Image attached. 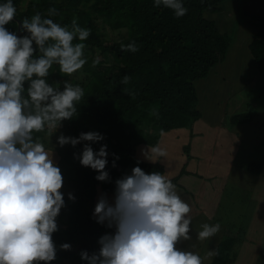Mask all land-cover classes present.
<instances>
[{
    "label": "trees",
    "instance_id": "obj_1",
    "mask_svg": "<svg viewBox=\"0 0 264 264\" xmlns=\"http://www.w3.org/2000/svg\"><path fill=\"white\" fill-rule=\"evenodd\" d=\"M6 2L0 0V3ZM182 2L187 13L177 18L163 5L156 7L154 0H12L16 8L15 17L20 21L39 12L62 26H70L72 19L76 18L79 26L91 30L89 38L83 41L87 60L84 67L68 76L60 72L58 65H53L48 77L50 84L61 89L65 81L84 89V97L76 105L78 115L63 121L57 131L55 128L47 129L35 136L45 140L52 132H60L67 137H79L87 132L100 133L104 139L90 146L94 152H98L102 145L107 146L105 170L110 180L98 181L97 172L81 166L74 158L82 152L83 143L75 148L67 145L55 149L60 158L58 166L75 200H69L68 194H64L65 209L60 219L64 224L53 235L57 258L51 264H87L81 259V252L87 251L90 255L98 252L100 237L114 232V229L98 224L93 217L99 189L114 195L115 181L130 175L137 166L145 173L156 171L164 174L165 167L161 163L136 158L138 147L159 146L164 133L192 129L200 120L202 113L196 82L208 78L216 66L226 61L233 41L229 33H223L215 22L205 17L206 13L223 12V0ZM252 2L255 5L237 2L238 20L255 33L248 50L252 65L257 68L258 78L263 83L264 1ZM50 8H55L59 14L48 17ZM99 25L109 33L120 32L121 39L110 40L105 34L101 37ZM6 27L10 32L18 33L17 20L13 19ZM133 42L138 51L121 50V45ZM97 59L99 63H95ZM126 75L130 77L127 85L121 83ZM125 88L135 92V97L125 94ZM153 109H158V116L151 115ZM254 118L255 114L247 112L235 114L229 121L235 127L248 124ZM257 137L261 139L263 154L258 157L260 161L252 159L255 161L247 166L248 172L254 175H259L264 168V135L261 133ZM252 152L258 153L259 150L253 148ZM183 173H186L185 169ZM224 218L222 210H219L208 223L213 226L219 224V231L197 243L201 258L207 249L218 253L208 260V264L237 262L250 223L240 217L235 230L230 231L224 228ZM62 244H69L70 250H62Z\"/></svg>",
    "mask_w": 264,
    "mask_h": 264
},
{
    "label": "clouds",
    "instance_id": "obj_2",
    "mask_svg": "<svg viewBox=\"0 0 264 264\" xmlns=\"http://www.w3.org/2000/svg\"><path fill=\"white\" fill-rule=\"evenodd\" d=\"M154 5L172 10L177 18L187 13L182 0H154ZM58 14L55 8L48 9V17ZM15 16L12 0L0 3V264H51L56 259L53 235L59 230L57 219L65 207L64 177L53 152L50 155L35 134L57 131L63 121L78 115L76 105L84 97V89L67 81L61 89L50 84L48 77L53 65L68 76L84 67L83 41L91 30L79 26L76 18L70 26H62L36 12L21 21L25 35L19 36L6 27ZM121 50L136 52L138 47L133 42L121 45ZM129 81L126 75L121 83ZM123 92L132 98L136 95L127 88ZM151 115L158 116V109ZM103 139L98 132L79 137L61 134L57 143L73 148L83 143L82 152L74 158L97 172L98 181L108 182L107 146L102 145L98 152L90 146ZM151 152L166 155L159 146ZM68 199L74 201L75 197L69 193ZM190 212V205L167 176L134 167L130 175L115 181L113 202L106 195L98 199L93 217L114 232L100 237L98 252H81V259L87 264H203L197 252L178 247L181 241L191 240ZM200 227V241L220 229L219 224ZM60 247L70 250L69 244Z\"/></svg>",
    "mask_w": 264,
    "mask_h": 264
},
{
    "label": "crops",
    "instance_id": "obj_3",
    "mask_svg": "<svg viewBox=\"0 0 264 264\" xmlns=\"http://www.w3.org/2000/svg\"><path fill=\"white\" fill-rule=\"evenodd\" d=\"M227 11H229V9L224 7L223 12ZM214 15H216V13ZM205 17L215 22L219 29L223 32L222 25L218 21V17L210 18L208 13L205 14ZM246 30L249 31V38H247ZM236 35L237 39L235 37V41L230 46L226 61L219 64L218 67L214 69V71L218 69V71L215 73V76L219 77L220 80L222 78L224 79L223 82H221L220 87L215 88L214 85H209L207 81L209 78L203 79L204 82H202L200 86L197 85L198 81L196 82V87L200 96L199 110L202 113L200 120L195 123L192 129H176L162 135L159 147H170L171 144L176 145L177 148L173 151V153L180 155L178 156V162L188 157L187 162L180 165H167L164 161L165 156L161 157L155 153H153L155 159L150 162L161 163L164 165V175L176 185L177 192L180 197L190 205V214H196L207 209L213 211L211 218L206 222L207 224L213 220L219 210L223 211V209L226 208V206L221 207L220 204V201L224 198V195L226 193H229V196L231 195L228 191L229 182L227 181L226 185L225 180L228 175V173L225 172L226 166L235 165L234 162H236L239 156L240 158L241 155H244L245 157L244 153H246V151L249 153L252 152L253 148L259 150L258 155L263 154L260 150L261 139H259L257 136L261 133L264 135V116L263 122L260 125L257 124L258 117H255L252 122L248 124L232 127L229 121L231 116H229L225 111L230 108V99H233L232 97L235 95L234 92L227 93L230 89L229 84L233 91L235 90V87L233 84V78L230 77L229 79L227 75L222 73V66L230 59L232 54L237 52V58L242 61L244 57V49L247 48L248 50V46L253 38V35L250 33V29H248L247 25L244 24L239 26ZM239 66L240 68L237 67L234 68V70L239 75H242V80L246 83V85H248V82H246L248 71L246 70L243 62H241ZM254 71L257 75V68ZM246 75L247 77L245 78ZM256 86H258V83ZM209 88H211V90H209ZM247 88L250 92H252V83H250ZM223 92H226V94ZM218 94L219 102L215 98V96ZM221 95H223L222 98ZM204 97H206V101L209 97L215 98L217 103L216 105L219 107L220 111L218 112L219 116L217 118H213L215 106L208 105L204 101ZM220 106H222V110H220ZM206 108L208 110H206ZM237 109L238 108H234L235 111ZM142 146L146 145L139 146L138 151ZM147 147L151 149L153 148L151 146ZM186 147H189L188 154L186 152ZM248 158L252 159V156H249ZM168 160L174 161V158L169 157ZM262 164L264 165V162ZM184 169L186 170L185 174L183 173ZM199 171H201V173ZM101 195H106L109 202H113L114 196L108 195L99 189L96 204ZM224 202L227 204L226 201ZM215 204H218L219 209L217 212H214L215 210L213 206ZM199 228L201 227L191 225L192 230L189 233L191 236V240H189V242H195V245L196 243H200V240H197V232L200 231L198 230ZM182 242L183 241L178 244L179 248L182 246ZM246 242L247 236H245L243 239V243L245 244ZM197 249L199 250V255L201 256L202 252L200 251V248L198 247Z\"/></svg>",
    "mask_w": 264,
    "mask_h": 264
},
{
    "label": "rangeland",
    "instance_id": "obj_4",
    "mask_svg": "<svg viewBox=\"0 0 264 264\" xmlns=\"http://www.w3.org/2000/svg\"><path fill=\"white\" fill-rule=\"evenodd\" d=\"M237 2L247 3L251 6L255 5V3L252 2V0H236ZM235 0H224L222 3V7L229 9L227 12H220L216 13H208L210 18H217L218 21L222 25L223 33H229V36L231 37L232 41H235V37L237 39V31L239 29V26L243 25V22H239V6L238 3ZM264 1V0H262ZM222 14V15H221ZM258 21L261 20V17H257ZM235 24V26H234ZM98 31L102 37V35H106L108 39L110 40H120L121 34L120 32L116 33H109L103 26H98ZM235 33V34H234ZM247 38H249L248 33L249 31L246 30ZM250 33L253 35V30H250ZM232 42V43H233ZM238 53V52H237ZM237 53L232 54L230 59L222 66V73L224 75H227L230 79V77L233 78V84H234V91L231 88L229 84V91L227 93L234 92L233 99H230V108H228L226 113L229 116H232L236 113H247L250 112L252 114H255V117H258L257 124L260 125L263 122V116H264V82L262 83V79L259 80L258 76L259 74H255V65H252L249 50L247 48L244 49V57L242 61H240L237 58ZM243 62L246 70L248 71V77L245 76L246 82H248V85L242 80V75H239L234 68H240L239 64ZM243 66V65H241ZM218 66L215 67V69ZM218 71L215 70L214 72H211V74L208 76L207 79L209 85H214L215 88H219L221 82H223V78L220 80L219 77L215 76V73ZM204 82L203 80L198 81V86ZM252 83L253 90L250 92L248 90L249 84ZM258 83V86L256 84ZM213 88V87H212ZM211 90V88H209ZM208 90V92H209ZM226 94V92H223ZM208 96V95H207ZM223 95H221V98ZM206 97H204V101L208 105H214L215 111L213 114V118H217L219 116L218 112L219 107L216 105V100L219 102V94L215 96V98H208V100H205ZM220 98V99H221ZM250 107V108H249ZM232 108V109H231ZM234 108H238L236 111ZM206 110H208L206 108ZM220 110H222V106H220ZM222 112V111H221ZM60 132H52L45 140L40 139L41 142H43L45 148L49 151V154L53 152V158L56 164L58 165L60 158L57 155L56 148H60L57 143V138L61 135ZM64 135V134H62ZM65 136V135H64ZM67 146V145H65ZM53 147V149H52ZM177 148L176 145L171 144L170 147L164 146L161 149L166 153L165 155V163L167 165H180L185 162H187L188 157L184 158L183 160L178 162V156L179 154H174L173 151ZM187 152V151H186ZM188 154V152H187ZM245 157L244 155H241L238 157L239 161L235 162V165H227L225 172L228 173L226 180L229 182L228 184V191L229 193H226L224 195V198L220 201L221 207H225L222 211V215L224 214V228L232 231L235 230V224L239 222V218L242 217L244 220L247 219V222H249L248 229L245 233V236H247V242L244 244L242 243L241 247L242 249L239 252L238 259L236 264H264V168L263 171L261 170L259 175H254L247 170V166L252 163L253 161H260L258 159V153L256 152H248L246 151ZM252 156V159H249L248 157ZM172 157L174 158V161H169L168 158ZM136 158L138 160H144L147 162H151L155 159V156L151 152V148L147 146H142L139 148V151L137 150V156ZM242 160V161H241ZM236 166V167H234ZM201 173V171H199ZM203 173V172H202ZM230 174V176H229ZM223 175V174H222ZM225 182V181H224ZM232 187V188H231ZM64 194H69L70 189L67 186V182L64 179V185L62 189ZM105 193V192H104ZM108 194V193H106ZM111 196H114L112 194H108ZM227 204H225V202ZM214 212H217L218 204H215L213 206ZM65 207L61 210V213L57 219L58 226L63 225L64 223L60 220L62 218V213L64 211ZM213 213L212 210L207 209L202 212H198L196 214H190L191 216V225L201 226L202 224H205L208 219L211 218V214ZM251 219V221H250ZM66 220V217L64 218ZM229 226V227H228ZM198 230H201L199 228ZM244 236V237H245ZM182 246L180 247L181 250H187V251H194L199 254V250L197 249L199 245L195 242H189V241H183ZM209 243H213V241H210ZM194 246V247H193ZM253 247V248H252ZM208 249L206 250L205 254L203 255V264H208L209 259L212 256H209ZM211 252H214V249H211ZM57 258V253H56ZM259 260L262 261L259 263Z\"/></svg>",
    "mask_w": 264,
    "mask_h": 264
},
{
    "label": "water",
    "instance_id": "obj_5",
    "mask_svg": "<svg viewBox=\"0 0 264 264\" xmlns=\"http://www.w3.org/2000/svg\"><path fill=\"white\" fill-rule=\"evenodd\" d=\"M14 19L17 20V21H18V24H19L17 35L22 36V32H21V30H20V28H21V21L18 20L16 17H14Z\"/></svg>",
    "mask_w": 264,
    "mask_h": 264
}]
</instances>
